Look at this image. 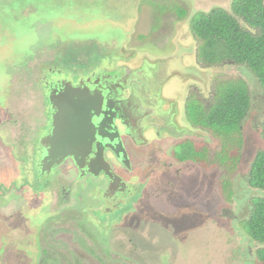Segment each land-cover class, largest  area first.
Here are the masks:
<instances>
[{
    "label": "rangeland",
    "instance_id": "1",
    "mask_svg": "<svg viewBox=\"0 0 264 264\" xmlns=\"http://www.w3.org/2000/svg\"><path fill=\"white\" fill-rule=\"evenodd\" d=\"M231 2L0 0V264H259L258 245L241 223L248 216L244 204L249 196H262L249 189L246 174L263 147L258 127L264 117V92L243 66L199 63L189 29L197 13L213 8L230 12ZM132 50L153 60L140 62L143 82L136 90L152 107L156 102L144 89L152 96L162 90L168 100L163 109L168 110L170 101L177 108L180 117L175 115L173 121L183 133L179 140L171 138L172 130L162 131L163 120L152 118L159 123L158 131H146L145 144L126 139L131 169L117 170L135 185V193L117 196L115 212L99 214L96 224L90 218L84 225L83 217L96 214L97 201L102 204V178L74 183L76 208L74 198L62 202L60 189H66L71 176H63V168H58L38 182L31 152L20 147L24 142L19 137L10 138L11 130L21 129L26 139L34 134L40 102L43 112L40 78L59 71L76 81L100 73L96 70L109 72L122 66ZM215 78L241 79L251 93L234 166L199 165L193 157L182 160L189 152L205 150L214 159L220 152V139L192 125L185 109L192 99L211 97ZM167 182L170 187H164ZM162 187L168 188V197Z\"/></svg>",
    "mask_w": 264,
    "mask_h": 264
},
{
    "label": "flooded vegetation",
    "instance_id": "2",
    "mask_svg": "<svg viewBox=\"0 0 264 264\" xmlns=\"http://www.w3.org/2000/svg\"><path fill=\"white\" fill-rule=\"evenodd\" d=\"M101 52L105 51L103 50ZM101 57L105 58V55L102 54ZM127 62L130 63L129 60H124L122 66H118L116 67V69L109 72L102 69L96 70L100 73H89L87 77L82 75L78 76L76 81H73L69 76H64L62 72H50L51 74H48L45 80L43 78H40V85L41 89L43 88V91H40L39 95H44L43 112L42 102H40L38 104L39 110L37 112L40 122L37 127H35V132L34 134H32L31 139L22 137L24 134H21V129H17L15 131L11 130L10 138L16 139L19 137V139H21V143L24 142L20 147L27 148L25 151L27 154L29 151L31 152L32 170H35L38 182L40 181L42 176L47 178L53 172L57 171L58 168L59 170L63 168V170H61L63 172V176L67 175L69 176V178L71 176L70 182L66 187V189L68 190L63 187H61L60 189L59 197L62 202L65 201L67 203L68 198H74L72 195V188L76 181L82 180L85 177H93L99 179L102 178V181L104 182H100L98 186V189L101 191L99 198L100 201H102V204L97 201V206H93H96V214L90 213L91 217L85 219L83 217L82 224L88 222L90 218H93L92 222L96 224V221L98 220V218L96 217L97 215L103 214L105 216H108L119 208V202L116 201L117 196L122 195L132 197L135 193V185L132 184L130 180H126L121 171L117 170L119 166L124 168L126 171H129L131 169L129 152L125 147L126 139L130 140L135 145L145 144L146 141L144 135L146 131L150 129H155V132L158 131L157 127L159 126V123L152 121V118L163 120V122L161 123L166 127L164 128L165 130L162 131L168 132L169 129L172 130L174 134L170 136L171 138L176 139L177 136V140H179L181 138L180 134L183 133L180 125H175L173 121L174 116L177 115V108L173 107V104L170 101V103H168V110L174 109L175 111L173 112L172 110L168 112L167 109H163L164 101L167 102L168 100L162 95V90L161 95L158 94V96H152L146 91V89H144L145 94H147V96L151 98V100H155V107H152L151 104L147 105V103L143 101L144 95L140 94L136 90V87L139 88L142 85L141 83L143 82L141 80V76L143 74L139 73V70H141V65L138 68L132 69L129 66H124V64H126ZM150 62H153V60H151ZM60 87H62L64 93H59ZM71 87L74 89H72ZM86 88L90 90V94L92 95V105L89 101H87L88 99H90L89 96L85 97V100H83L84 90ZM49 97L52 98V102L55 104V106H59L62 102H66L68 105L80 103L82 104L81 107L90 108V111L86 116L82 109L81 113H77L76 117L77 119L83 121L84 118H88L89 123L95 129V134L90 141V143H92V151L90 154L89 152L87 153L88 155L86 157H88V159L82 157L81 154L79 155V159H84V162L82 161L81 167L76 166L70 158H67L63 162H61L60 165L55 166L48 173L44 172L43 175H40V172L37 168V162L44 156V150L40 147V143L46 137V131L51 121V115L54 113L51 105H49ZM151 100H149L148 102L150 103ZM100 101L102 102L101 104H99ZM91 106L93 107L91 108ZM106 106L108 107L107 111ZM105 111L106 114L102 115V113ZM33 116L36 117V113L35 115L33 114ZM42 117L43 122L41 123ZM177 117L179 118L178 115ZM14 122L17 123L18 121L14 119ZM98 124H101L103 128L99 130V135L97 130L98 128H95L98 126ZM103 134H107V137L112 138L113 142L120 141L124 150V154L117 152L118 155H116L109 148H106L108 143L106 141V138H102ZM160 135L159 133L156 134L157 137H160ZM185 142L186 141L181 142L179 143V145ZM96 147H98V152H96ZM78 148L81 147L78 146ZM86 151L88 150H82L80 152ZM23 152L24 149H22V153ZM95 153H97V155L94 158L93 155ZM198 164L201 165V163L199 162ZM104 171H107L109 173V176L111 177L110 179L105 175ZM69 172H71L72 174L69 175ZM92 172L96 174H92ZM73 174L75 177H73ZM176 174L177 176L181 175L180 168H177ZM163 185L164 187H170L171 182H167ZM164 187H162V189L166 191L168 188ZM162 192L168 197V195L166 194L168 193L167 191ZM157 196L158 195H156L155 197ZM73 201L76 203L74 208H76V206H79L76 198H74ZM106 205L108 206L106 207ZM80 211L86 213L85 209L80 208ZM138 212H140V210ZM126 215L127 218L128 213H126ZM120 219H124L123 216ZM120 219L119 221H121ZM128 241L132 243V239H128Z\"/></svg>",
    "mask_w": 264,
    "mask_h": 264
},
{
    "label": "trees",
    "instance_id": "3",
    "mask_svg": "<svg viewBox=\"0 0 264 264\" xmlns=\"http://www.w3.org/2000/svg\"><path fill=\"white\" fill-rule=\"evenodd\" d=\"M184 15V12H180ZM190 33L196 44L197 61L208 67L223 64L246 68L264 92V0H232L230 12L213 8L190 19ZM217 78H215L216 80ZM214 80V81H215ZM250 90L241 79L218 78L210 98L192 99L186 103V118L194 126L220 139V152L215 159L207 152L187 153L196 162L234 166L243 138L242 127L251 108ZM263 147L254 155L246 174L249 189L262 196H249L242 228L249 240L258 245L255 256L264 264V117L259 127ZM220 157V158H219Z\"/></svg>",
    "mask_w": 264,
    "mask_h": 264
},
{
    "label": "water",
    "instance_id": "4",
    "mask_svg": "<svg viewBox=\"0 0 264 264\" xmlns=\"http://www.w3.org/2000/svg\"><path fill=\"white\" fill-rule=\"evenodd\" d=\"M123 50V49H122ZM132 55L125 60H129L132 66L135 64H140V62L148 60L149 56L144 54L143 56L137 55L132 50ZM193 56V55H192ZM194 63V62H193ZM174 75H177L179 77V73H175ZM72 88V87H71ZM74 89V88H72ZM59 93H64L62 90V87L59 89ZM75 93V92H74ZM73 93V94H74ZM89 96L90 99L87 101L92 102V95L90 94V90L87 88L84 90V98ZM49 105H51L52 110H54V113L51 115V121L49 124V127L47 129L46 137L44 140L41 141L40 147L44 150V156L41 160L37 162V168L40 172V175H43L44 172H49L52 170L55 166H58L63 162L65 159L70 158L74 164L78 167H81L82 161L84 162V159H79V155L81 154L82 157H85V159H88L86 157L89 152V154L92 151V143H90L91 139L94 136V127L89 123V119L79 120L77 119V113H81L82 109L84 111L85 116L90 111V108L87 107H81L82 104L80 103H74L68 105L66 102H62L59 106H55V104L52 102V98L49 97ZM102 102L100 101L99 104ZM84 105V104H83ZM92 105V104H91ZM93 106H91L92 108ZM108 107L106 106V111ZM94 110V109H93ZM106 111L102 113V115L106 114ZM95 112V111H92ZM97 114V113H94ZM69 116V117H67ZM180 117V115H178ZM185 116V114H184ZM103 117V116H102ZM104 118V117H103ZM90 124V125H89ZM98 135L99 130L103 129L101 124H98ZM102 138H106V141L108 145L106 148H109L111 151H113L116 155L117 152L124 154V150L122 148L120 141L113 142V139L110 137H107V134H103ZM80 146L81 148H78ZM88 150L86 152H80V151ZM96 152H98V147H96ZM97 153L93 155L95 156ZM124 157V155H123ZM93 158V159H94ZM81 161V162H80ZM94 172H92L93 174ZM105 175L111 178L109 176V173L104 171ZM96 174V173H94Z\"/></svg>",
    "mask_w": 264,
    "mask_h": 264
},
{
    "label": "crops",
    "instance_id": "5",
    "mask_svg": "<svg viewBox=\"0 0 264 264\" xmlns=\"http://www.w3.org/2000/svg\"><path fill=\"white\" fill-rule=\"evenodd\" d=\"M177 73V72H176Z\"/></svg>",
    "mask_w": 264,
    "mask_h": 264
}]
</instances>
